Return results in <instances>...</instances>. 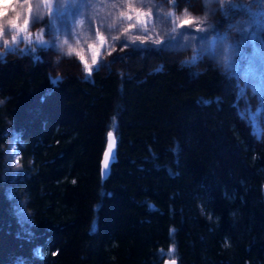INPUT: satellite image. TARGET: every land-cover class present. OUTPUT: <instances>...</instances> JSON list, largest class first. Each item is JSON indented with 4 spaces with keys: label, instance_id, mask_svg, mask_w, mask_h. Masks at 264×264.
Returning a JSON list of instances; mask_svg holds the SVG:
<instances>
[{
    "label": "trees",
    "instance_id": "trees-1",
    "mask_svg": "<svg viewBox=\"0 0 264 264\" xmlns=\"http://www.w3.org/2000/svg\"><path fill=\"white\" fill-rule=\"evenodd\" d=\"M136 46L120 70L57 81L0 55V264H163L173 248L179 264H264V140L216 72Z\"/></svg>",
    "mask_w": 264,
    "mask_h": 264
},
{
    "label": "clouds",
    "instance_id": "clouds-1",
    "mask_svg": "<svg viewBox=\"0 0 264 264\" xmlns=\"http://www.w3.org/2000/svg\"><path fill=\"white\" fill-rule=\"evenodd\" d=\"M41 2H35L38 16ZM197 5L193 8L188 4L177 10V0H87V7L75 20L70 35L55 32L47 37L43 27H25L32 5L21 4L13 16L0 22V43L20 45L21 36L22 48L32 45L33 40L54 41L55 63L72 57L81 60L85 56L93 63L99 52L97 45L110 43L114 51L115 43L122 37L141 46L159 48L170 43L167 51L175 58L179 69H187L195 76L211 69L231 83L240 37L250 27L247 13L249 9L264 6V0H197ZM5 53L6 47H0V54ZM10 153L14 154L10 167L18 169L16 158L19 155L15 146L10 147Z\"/></svg>",
    "mask_w": 264,
    "mask_h": 264
},
{
    "label": "rangeland",
    "instance_id": "rangeland-1",
    "mask_svg": "<svg viewBox=\"0 0 264 264\" xmlns=\"http://www.w3.org/2000/svg\"><path fill=\"white\" fill-rule=\"evenodd\" d=\"M35 2L36 0H0V22L13 16L18 10L19 5L31 4V29L43 27L46 29L44 35L47 37H51L55 32H63L70 35L75 20L84 13L87 7V0H50L47 6L44 5L42 0L41 12L38 16L36 14ZM188 4L193 6V8L198 6L197 0H179L177 10L188 6ZM40 16H43L44 19H40ZM247 18L250 27L240 37L236 70L233 73V81L231 83L228 82V84L230 90L238 95L237 106L241 120L251 135L257 141H262L264 140V105H262L261 98L264 97V89L261 86H264V78H260V76L264 73V6L256 10L249 9ZM17 23L19 24V20H17ZM253 29H256L258 32H253ZM261 31L263 32L262 41L259 39L261 36H256ZM256 38H258V41ZM121 40L125 42L123 37ZM120 41L115 43L114 51L110 43L97 45L99 52L97 53L96 65H93L91 60L85 56V60L88 65L92 66L93 71L120 70L124 60L132 58L133 55L130 52L134 50L133 45H137L138 49L145 46H141L139 42L133 43L131 41H127L128 46H124V43L121 44ZM23 44V36H21L20 45L6 46L0 43V47H6V53L0 54L1 57L26 56L29 60L46 62L50 67L51 77L54 81L61 79L68 73L81 74L85 77L90 76L85 71L84 63L77 57L64 58L59 63H55L53 60L54 41L41 44L33 40L32 45L22 48ZM169 45L171 46L170 43H168ZM142 50L145 51L146 48L138 50L142 53L141 55L139 54V58H142L144 55L148 57L149 55L142 52ZM151 58H155V56ZM250 94L251 99H249ZM172 254L173 252L169 254L171 258H173Z\"/></svg>",
    "mask_w": 264,
    "mask_h": 264
},
{
    "label": "snow or ice",
    "instance_id": "snow-or-ice-1",
    "mask_svg": "<svg viewBox=\"0 0 264 264\" xmlns=\"http://www.w3.org/2000/svg\"><path fill=\"white\" fill-rule=\"evenodd\" d=\"M50 2V0H43V3L45 6L48 5V3ZM31 15H32V8L29 7L28 9V12H27V17H28V23L25 25V27H30V19H31ZM18 25V23H17ZM19 30V29H18ZM42 44V43H41ZM124 46H128V42L127 40H125L124 42ZM81 61L84 63V66H85V71L91 75L92 71H93V68L91 65H88L87 61L85 60V58H81ZM93 65H96L97 64V59L92 63ZM261 102H262V105H264V97L261 98ZM115 119V118H114ZM107 137H108V140H109V144H108V147H109V150H111L112 148V143L111 141L113 140V132L112 131H109L107 133ZM104 160H105V168L107 169L108 168V162H109V153L106 152L104 154ZM16 163L19 164V157L16 158ZM75 182V181H73ZM174 251V248L170 250V253ZM169 264H176V261L175 259H172L169 261Z\"/></svg>",
    "mask_w": 264,
    "mask_h": 264
},
{
    "label": "water",
    "instance_id": "water-1",
    "mask_svg": "<svg viewBox=\"0 0 264 264\" xmlns=\"http://www.w3.org/2000/svg\"><path fill=\"white\" fill-rule=\"evenodd\" d=\"M111 143H112L111 150H109L108 145H107V149H106V152L109 153V162H108V168L107 169L105 168L104 157H103V161H102V177H103V179H107L109 177V175L111 173L112 166L117 161L118 143H117V139H116L114 134H113V140L111 141ZM108 144H109V140H108ZM172 259H174V258H168L167 260H165V262L163 264H169V261ZM175 261H176V264H179L177 259H175Z\"/></svg>",
    "mask_w": 264,
    "mask_h": 264
},
{
    "label": "bare ground",
    "instance_id": "bare-ground-1",
    "mask_svg": "<svg viewBox=\"0 0 264 264\" xmlns=\"http://www.w3.org/2000/svg\"><path fill=\"white\" fill-rule=\"evenodd\" d=\"M179 5V0H177V6ZM168 43H166L165 45H162V46H160L159 48H157V47H151V46H149V45H145L144 47H141V48H146V50L144 51V50H142V52H145V54H148L149 55V58H151V57H153V56H155V59L157 60H159L161 57H163L164 55H166L168 58H173L174 59V57L173 56H171L170 54L168 55V51H167V49L168 48H170L171 46L169 45L168 47ZM141 48H139V50L141 49ZM154 52V53H153ZM130 53H133V52H130ZM152 53V54H151ZM142 53L140 52V55H141ZM164 54V55H163ZM8 57H10V56H8ZM133 57V56H132ZM143 57H146L145 55L143 56ZM142 57V58H143ZM235 93V92H234ZM236 96H238L237 95V93H236ZM237 104H238V97H236V107H237V111H238V106H237ZM175 259V258H174Z\"/></svg>",
    "mask_w": 264,
    "mask_h": 264
}]
</instances>
